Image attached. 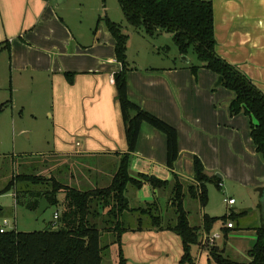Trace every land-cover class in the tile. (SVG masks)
I'll return each instance as SVG.
<instances>
[{
    "label": "crops",
    "instance_id": "obj_1",
    "mask_svg": "<svg viewBox=\"0 0 264 264\" xmlns=\"http://www.w3.org/2000/svg\"><path fill=\"white\" fill-rule=\"evenodd\" d=\"M211 1L217 55L237 67L264 93V0ZM103 11L104 16L121 25L122 19H117L115 10L114 15L109 11L107 0H0V54L6 53L9 70L7 81L0 83L5 86L0 105L10 100L6 107L19 108V112L45 110L53 131V151L49 156L58 163L69 159L78 167H87L92 163L86 160H100L103 165L92 168L98 170L97 176L91 173L85 177L82 170L68 177L60 170L55 173L59 180L67 177L65 183L60 180L66 185L86 184L89 189L109 185L119 156L126 151L113 81L121 65L115 60L112 35L105 23L98 21ZM138 37L146 42L144 37ZM133 45L128 36L126 54ZM128 59L127 55V62ZM131 62L136 64L137 59ZM190 64L170 59L133 65L126 77L128 97L176 129L178 157L172 172L181 180L193 181L194 156L201 160L204 169L230 160L229 170L224 175L217 174L223 201L228 206L223 215L242 213V218L246 208H261L256 188L264 186V159L255 151L250 129L249 136L247 132L238 133L247 116L229 114L234 92L218 88L216 74L206 68L199 67L193 74ZM66 72L75 73L72 84L66 81ZM129 173H145L162 180L171 178L166 167L165 136L146 123L140 126ZM142 188L147 192L130 198L140 202L152 200L154 189L148 184ZM242 189L249 196L234 212L233 193ZM231 198L234 204L230 206L227 201ZM58 199L61 200L59 195ZM263 218L260 217L259 225ZM134 220L137 222L136 217ZM229 221L221 228L226 236L237 226L232 220L233 228L226 229ZM259 225L252 227V237L239 241L240 255L233 261L250 260L247 252L255 243V229ZM110 242L116 247L117 257V245ZM214 246L219 247L216 241ZM121 248L126 264H178L182 255L178 235L147 227L124 232ZM191 255L196 264H217L209 258L205 247L193 245Z\"/></svg>",
    "mask_w": 264,
    "mask_h": 264
},
{
    "label": "trees",
    "instance_id": "obj_2",
    "mask_svg": "<svg viewBox=\"0 0 264 264\" xmlns=\"http://www.w3.org/2000/svg\"><path fill=\"white\" fill-rule=\"evenodd\" d=\"M104 2V0H102ZM125 21L146 36L161 32L169 33L180 55L191 50L199 65H191L196 73L199 67L206 68L222 78V85L234 92L229 103L231 116L243 113L250 120V138L258 153L264 159V93L237 67L231 65L216 53L214 37V15L211 0H117ZM107 30L114 39L115 60L121 69L113 75L116 101L120 111L126 142V151L120 154L117 170L109 185L92 189H77L62 183L53 175L18 173L13 175L1 192L15 187V198L27 193L31 201L26 209L35 212L39 200L44 198L50 207H61L58 212V226L37 231L9 230L0 232V264H101V232L113 234L117 245V264H126L121 248V235L134 229L144 228L143 217L149 218L146 227L156 230H169L180 237L182 255L178 264H196L191 255V247L200 243L199 231L211 233L217 221L225 224L228 219L236 222L242 213L229 212L222 216L203 215L201 227L190 225L187 211L183 206L187 195L197 199L202 207L207 204V183L220 188V178L208 174L201 160L193 157V181L184 185L183 180L172 172L178 157V135L176 129L155 115L132 102L127 94V73L132 68L127 62L128 35L122 32L119 23L103 16ZM5 45V43H4ZM5 48L9 51V43ZM75 73L66 72L64 77L73 83ZM10 100L0 105V112ZM146 123L161 132L166 139V167L171 173L170 180H162L154 175L129 173L131 153L134 152L140 126ZM144 184L154 190L171 186V205L175 219L165 222L154 202L145 207H129L126 199L127 187L140 189ZM62 193L63 199L58 195ZM126 200V202H125ZM18 204V202L16 201ZM105 213L102 214L101 211ZM138 213L137 227L131 228L125 213ZM100 219V225L95 221ZM53 225V223H52ZM230 229V228H226ZM226 237V233L223 234ZM255 243L248 250V262H236L224 255V249L211 246L208 256L217 264H264V218L255 229Z\"/></svg>",
    "mask_w": 264,
    "mask_h": 264
},
{
    "label": "rangeland",
    "instance_id": "obj_3",
    "mask_svg": "<svg viewBox=\"0 0 264 264\" xmlns=\"http://www.w3.org/2000/svg\"><path fill=\"white\" fill-rule=\"evenodd\" d=\"M107 6L109 11L114 15V10L117 14V19L121 20L122 32L127 34L133 42V46L129 48L127 53L128 65L136 67L139 64L148 63L151 60L160 61V60H175L176 62H189L190 65H199L198 60L196 59L195 54L189 50L186 55H180L177 51L176 46L172 41V37L169 33L161 32V34L154 35L152 37L143 35L142 32H135L134 28L131 27L124 19L123 13L118 5L117 0H107ZM105 15L104 11L101 14ZM138 35L144 37L146 42L142 43V39H139ZM141 48L139 47V43ZM155 48L153 49L152 47ZM132 59H137L136 64L131 62ZM187 61H186V60ZM7 55L5 52L0 54V83L7 81V76L9 75L8 64H7ZM215 74V73H214ZM219 76L216 75V81ZM218 88L226 89L222 84L217 85ZM5 95V86L0 84V96ZM19 108L12 109L9 105L3 111L0 112V225L3 220L8 221V225L5 226L6 231L16 229L19 231H37L56 228L58 222L54 223L53 212L56 210L60 212L61 207H49L42 214L36 216V212H32L26 209V205L31 201V195L24 193L19 195V198H15V187L6 192H1L9 179L18 173L26 174H41V175H54L57 173V170H60L65 173L68 177L71 174L77 175L79 171L82 170L83 176L90 177L91 173H94L97 176V171H92V168H97L98 165L102 162L100 160H86L87 163L91 164L87 167L77 166L72 161H66L58 163L55 157L49 156L51 151H53L52 144V120L45 113V110H36L33 113L29 111L21 110ZM247 116V115H246ZM250 120L249 117H246V122L244 127L238 130V133L243 134L247 132L249 136V126ZM232 151V149L229 148ZM228 151V148L227 150ZM229 152V151H228ZM233 152V151H232ZM229 159V155L226 156ZM113 162H111V165ZM230 160L222 162L218 165H208L205 167V170L210 175H219L226 173L229 170ZM238 165L235 166L237 168ZM231 167H234L233 165ZM90 170V171H89ZM114 172V170H113ZM112 172V173H113ZM103 173V172H100ZM93 174V175H94ZM112 175V174H111ZM65 177V176H64ZM60 178L64 183L67 181L65 178ZM111 177V176H110ZM111 179V178H110ZM109 179V180H110ZM107 180V179H105ZM190 180H183L184 185L190 183ZM73 187L77 189L86 190L89 187L85 185H76L72 184ZM107 185V184H106ZM207 204L202 207L197 199H192L187 195L184 198L183 206L187 211V217L190 225L200 226L203 223L202 216L204 213L210 216H221L223 213L227 212L228 206L223 201L222 192L223 190L216 187L213 183H207ZM171 186L166 188H160L154 190V198L151 200L145 199L141 202L138 200H133L132 195L137 194L140 196L147 191L144 188L136 189L133 186L127 187L126 199L128 201L129 207H145L150 201L155 203L157 208V213L161 215L165 222H172L175 219L174 209L171 205ZM131 195V196H130ZM248 193L246 190L242 189V192L233 193V197L236 200L235 206L231 210L236 212V208L241 203L247 199ZM254 196V194H253ZM61 200L63 199L62 193L59 194ZM131 197V198H130ZM259 198V197H258ZM18 202V204L16 203ZM40 201V200H39ZM146 202V203H144ZM261 202V201H260ZM261 208L250 207L246 208V216L240 218L237 221L235 230L227 234L226 237L223 235L222 231V222L217 221L212 228L210 234L219 233L220 239L216 240L220 249H224L225 255L228 259L232 260L237 258L236 255L239 254V247L241 240H246V238L252 237V227L259 225L260 217H264V203L260 204ZM102 214L105 213L101 211ZM125 217H131L133 220L130 221L131 228H135L137 222L134 218H138V213L127 212L124 214ZM232 221L231 219H228ZM99 225L101 221L99 219L95 220ZM149 218L143 217V226L146 227L149 225ZM233 222V221H232ZM200 243L197 244L200 247H205L209 249L211 246L204 244V236L210 235L202 229L199 231ZM234 237V238H233ZM232 238V239H231ZM236 238V239H235ZM114 240L113 234H108L106 232H101L100 235V245L107 246L106 249L102 250L101 264H117L116 257V247L112 246L110 241ZM110 242V243H109ZM203 244V245H202ZM195 249V248H194Z\"/></svg>",
    "mask_w": 264,
    "mask_h": 264
},
{
    "label": "built area",
    "instance_id": "obj_4",
    "mask_svg": "<svg viewBox=\"0 0 264 264\" xmlns=\"http://www.w3.org/2000/svg\"><path fill=\"white\" fill-rule=\"evenodd\" d=\"M219 186L221 187V183H219ZM227 203L231 206L234 204V199H228ZM58 212H54L53 213V219H54V223L57 221L58 219ZM8 225V221L6 219L3 220L2 224L0 225V232H4L6 231L5 229V226ZM226 227L227 228H233V222L232 221H229L227 224H226ZM220 234L219 233H214V234H210V235H205L204 236V244L205 245H208V246H213L215 241L220 239Z\"/></svg>",
    "mask_w": 264,
    "mask_h": 264
},
{
    "label": "water",
    "instance_id": "obj_5",
    "mask_svg": "<svg viewBox=\"0 0 264 264\" xmlns=\"http://www.w3.org/2000/svg\"><path fill=\"white\" fill-rule=\"evenodd\" d=\"M221 83H222V78L218 77L217 82H216L215 85L217 86V85H220ZM256 191L258 192V197H259L261 203H264V186H260V187L256 188ZM125 202H126V200H125ZM49 207L50 206L46 202V200L44 198H41L39 203H38V207H37V209L35 211L36 212V216H39L40 214H42Z\"/></svg>",
    "mask_w": 264,
    "mask_h": 264
}]
</instances>
